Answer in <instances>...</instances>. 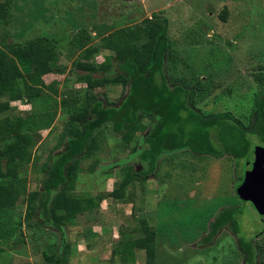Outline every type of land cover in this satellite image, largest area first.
<instances>
[{"label":"rangeland","instance_id":"rangeland-1","mask_svg":"<svg viewBox=\"0 0 264 264\" xmlns=\"http://www.w3.org/2000/svg\"><path fill=\"white\" fill-rule=\"evenodd\" d=\"M0 2L8 3L9 9L6 19L0 21L1 46L48 35L55 39L59 52V70L44 75L43 94L14 101L10 110L0 114V119L9 115L40 121L33 124L37 142L31 150L41 158L38 165L31 162L21 173L29 178L30 189L41 187L40 165L63 138L73 107L93 103L97 98L119 102L126 95L128 88L123 85L88 88L79 80L84 71L76 61L87 47L101 45L113 31L134 30L147 25L148 20L168 19L171 46L166 73L172 82L198 84L195 105L206 114L231 111L249 124L255 99L264 93V0ZM109 53H96L90 61L99 64ZM6 134L9 132L0 130V137ZM252 137L251 149L264 146ZM119 143L118 136L103 129L97 153L101 164L128 155L136 140L128 145ZM93 159L81 164L77 193H109L126 172L120 166L90 172ZM246 159H240L238 165L228 155L196 156L187 150L164 156L155 174L128 186L125 199L108 197L100 207L79 213L75 222L68 224L66 231L72 245L69 264H130V260H122L119 251L125 241L144 235V227L157 233L156 264H246L231 228L224 227L209 241L206 239L212 221L228 207L236 208L241 236L254 239L260 248L257 264H264V215L238 192L245 177ZM17 206L12 215L5 217L8 222L1 223L0 264H45L44 251L51 253V244L60 247L63 236L57 230L32 226L30 220L35 221L36 215H32L34 219L29 217L22 200ZM0 218H4L1 212ZM20 225L24 240L15 245L14 239L23 233L12 236L10 229ZM131 255L135 264H147L144 250L136 249Z\"/></svg>","mask_w":264,"mask_h":264},{"label":"trees","instance_id":"trees-1","mask_svg":"<svg viewBox=\"0 0 264 264\" xmlns=\"http://www.w3.org/2000/svg\"><path fill=\"white\" fill-rule=\"evenodd\" d=\"M8 11V3L0 2V21L6 19ZM225 13L221 15L223 19H226ZM170 46L165 18L148 20L147 25L134 30L113 31L101 45L86 48L76 61L77 67L84 71L79 75L81 83L88 88L119 84L128 91L119 102L97 98L93 103L71 109L63 138L40 165L39 189H30L29 178L21 173L31 162L38 165L41 158L31 150L37 142L33 124L40 121L9 115L0 119V130L9 132L0 137V212L4 218L12 215L22 200L29 217L36 215L35 221L30 220L32 226L61 232L63 243L60 247L51 244V253L44 251L45 264H69L72 245L66 231L68 224L75 222L79 213L100 207L108 197L125 199L128 186L155 174L164 156L187 150L196 156L228 155L238 163L251 152L252 136L264 143V93L255 99L249 124L231 111L206 114L195 105L198 84L187 86L172 82L166 73ZM104 50L110 53L103 62L90 61L94 54ZM58 57L55 39L48 35L0 45V114L10 110L14 101L40 97L44 75L59 70L56 68ZM103 129L118 136L120 145L136 140L128 155L107 165L101 164L97 156ZM91 158L94 159L90 172L117 166L126 171L119 185L109 193L76 192L77 179L83 170L81 164ZM236 211L232 207L220 211L206 239L209 241L222 228L229 227L237 236L245 263L257 264L260 248L253 238L241 236ZM4 218H0V227L1 223L8 222V217ZM10 230L12 236L23 233L21 225ZM144 230L141 237L125 241L120 251L115 248L123 261L135 264L131 254L142 249L147 264H156L157 233L148 227ZM19 235L13 244L24 240V233Z\"/></svg>","mask_w":264,"mask_h":264},{"label":"water","instance_id":"water-1","mask_svg":"<svg viewBox=\"0 0 264 264\" xmlns=\"http://www.w3.org/2000/svg\"><path fill=\"white\" fill-rule=\"evenodd\" d=\"M238 192L264 215V146H255L247 156L245 177Z\"/></svg>","mask_w":264,"mask_h":264}]
</instances>
